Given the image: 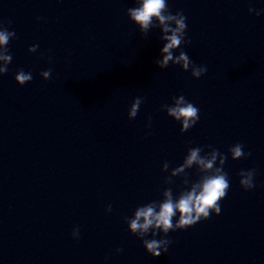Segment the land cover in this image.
<instances>
[{
  "label": "clouds",
  "instance_id": "obj_1",
  "mask_svg": "<svg viewBox=\"0 0 264 264\" xmlns=\"http://www.w3.org/2000/svg\"><path fill=\"white\" fill-rule=\"evenodd\" d=\"M136 4V7L127 10V15L135 25L139 26L141 35H146L152 27H159L164 33L161 38L166 43L162 49L163 59L157 61L158 66L163 69L168 66L169 61H172L174 65H180L185 72L191 69V75L194 78L204 75L207 68L195 65L183 50L179 52V55L174 56V50L180 48L182 44L188 43L185 40L186 17L179 11L172 14L166 0H136ZM248 11L249 13L255 12L257 16L261 14L260 11L251 7ZM14 36V32L8 31L3 24H0V46H4L0 48V60L4 61V65L0 67V75L7 73L8 65L11 63L12 56L7 45ZM37 47L38 45H33L28 51L31 53ZM51 71V69L43 71L41 73L43 79L48 80ZM31 80L30 72L25 73L23 70H19L15 75L16 83L21 86ZM141 103L140 98L134 100L128 112L129 119L136 117ZM163 110L169 117L180 123L181 133L187 132L199 120V109L188 102L183 95L174 98L173 105H164ZM243 148L244 145L240 143L230 147L228 152L231 158L237 160L250 156L251 153H245ZM202 152L203 148L201 147L189 148L183 163L172 170V176L183 174V184L188 185L185 169H191L193 165L197 166V170L201 174L200 179L191 185L190 191H181L179 198L174 199L172 189L166 188L162 193V201H152L137 207L134 211V218H126L128 230L142 240L145 251L153 257L166 253L171 243L166 238L155 239L158 232L163 233L166 237L170 231L187 229L202 220L209 219L211 214L219 215L221 212L220 201L226 197L230 186L228 175L223 170L227 156L220 153L218 149H212L204 155H201ZM217 161H219L218 164ZM168 169L169 164L165 162L162 171L166 172ZM255 175V169L241 171L239 173L240 186L245 190L254 188ZM165 182L172 183L170 177H167ZM106 210L111 212V205ZM177 214H179L178 219L173 223ZM149 232H151L152 239L146 238ZM72 236L78 239L79 230L74 229ZM117 251L121 250L117 249Z\"/></svg>",
  "mask_w": 264,
  "mask_h": 264
}]
</instances>
